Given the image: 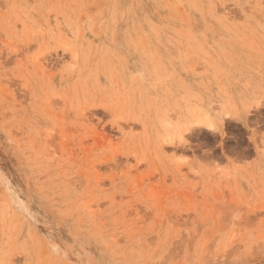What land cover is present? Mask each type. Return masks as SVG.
<instances>
[{
  "label": "rangeland",
  "instance_id": "374dc122",
  "mask_svg": "<svg viewBox=\"0 0 264 264\" xmlns=\"http://www.w3.org/2000/svg\"><path fill=\"white\" fill-rule=\"evenodd\" d=\"M0 264H264V0H0Z\"/></svg>",
  "mask_w": 264,
  "mask_h": 264
}]
</instances>
